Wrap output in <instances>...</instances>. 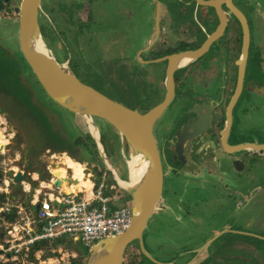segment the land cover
Returning <instances> with one entry per match:
<instances>
[{"label":"flooded vegetation","instance_id":"flooded-vegetation-1","mask_svg":"<svg viewBox=\"0 0 264 264\" xmlns=\"http://www.w3.org/2000/svg\"><path fill=\"white\" fill-rule=\"evenodd\" d=\"M78 1L81 0H41V8L38 12V22L46 45L51 51L52 46L61 48V43L59 40L61 31H58L56 26L48 21V15L45 11V6H49V8L52 9V12H54V15H58L57 18L64 20V22L69 25L71 14L74 10H76V7H72L74 4L79 3ZM19 2L20 0H0V55L2 50H5L12 55L15 51L11 48L10 44L15 41L16 36L8 34V30H13L12 28L14 26L17 28L18 15L14 9L19 5ZM176 2L180 4V8L175 10L173 9L171 12V5L172 3ZM233 3L239 8L234 0ZM57 4L61 6L64 11L58 9V12L56 7ZM168 4V12L162 13L159 11L158 30L157 32H154V35L151 38V44L148 47V50H150V56L145 63L148 65L163 64V72L160 71V75H158L159 83L157 86L162 89L160 94L161 97L158 102L163 99L166 91L165 79L168 65L167 56L173 53L181 52L183 50L197 49L218 25V16L214 7L197 4L195 0H173ZM221 7L225 11L227 18L222 34L216 40H214L209 45L207 50L197 58L188 63L179 65L174 69L172 73L174 84V93L172 99L162 115L155 121L152 127V133L158 149L163 172L161 198L156 203L152 216L159 214L160 212L164 213L171 210L172 206L168 205L167 203V197L171 193V189H165L166 182L169 177H174V180L179 179V181L183 182L184 190L181 193L185 197L189 195L190 200H193L196 197L202 198L201 195L206 192V183L213 185H224L225 188L230 192L229 194L234 196V194L237 195V193H235L234 189L229 187V184L239 181L237 178H242V175L245 177V174H247L249 180L251 173L249 171V167L251 166V161L255 162L257 159H264V151H256L243 146L245 144H264V141L254 142L252 139H244L242 141L235 140L236 136L238 135L240 136L244 134V137L248 135L246 126L247 116L251 115L252 113V116L258 117L264 113V103H262L264 102V69L261 65L264 54L262 57H258L259 61H257V64L251 63L249 61L252 38L249 27L248 56L244 65L242 80L238 85L239 67L236 63V60L239 58L241 50V27L238 20L232 15L228 7H226V4H221ZM187 10L191 11V19L187 17ZM176 11L182 15L181 19H183L180 27L177 30L173 28L175 20L173 17L176 16ZM244 15L247 19L245 13ZM153 17H155V12H153ZM259 17L261 18L260 15ZM67 24L65 25L67 26ZM61 38L62 37L60 36V39ZM217 57L220 60H223V62L220 63L222 69L218 68V65L214 64V61ZM255 58L256 56L254 59ZM63 62L66 63L75 76L78 77L76 71L71 68L70 61L64 60L60 63ZM20 65L22 68V64ZM137 70L132 71V79L133 83L139 86L143 84V82H141L143 77L140 74L143 68L139 67ZM153 78L156 80V76L154 75L151 76L148 81H151ZM79 79L82 81L81 78ZM20 81V83H25L22 78ZM27 85L26 86L30 89L27 88L26 94H29L30 90L32 92L29 94L31 103H34L36 106L40 107L47 115L46 111L34 101V94L31 85L28 83ZM155 85L156 83L152 86ZM238 86L239 90L236 94ZM18 92L20 91L17 89L16 84H14L8 78L4 80L0 77V115L5 119V122L0 121V125L4 124L8 128L9 120H13L15 122L19 119H24L26 122L30 123L33 129L37 132L38 139L36 141L40 143L39 141L43 140L47 146V148L44 150L46 155L40 152L42 149H39V151L35 152V154H30L29 157L28 150L25 149L23 156L24 162L21 164L19 163V166H23V169L27 167L26 165L29 166L32 162L34 163L35 167H39V162H46L48 155L58 151H66L69 155H71L75 150V154L79 157H82L83 151H87L85 146H87L89 150L90 148H94L93 151L97 150V146L93 139L92 145L91 143L88 144L86 141H83L82 138L79 144H73L72 141L65 139V143L60 147V143L48 135L49 132H47L46 128L43 126V124H41V121L36 115L35 111L30 109V107L19 98ZM247 95L252 96V99L254 100L251 99L247 101ZM36 96L38 101L41 100L40 95ZM141 99V101L144 102L146 98L143 96ZM147 104L148 103H146V105ZM153 105L146 109H140L144 106L139 108L134 106V108L140 112H144ZM172 109H174L172 116L173 118L169 122V125L165 126L160 123L157 124V121L163 116L167 115V113H169V111ZM47 118L50 121V130L57 131L53 127L49 116H47ZM155 128H157L159 133L163 134L160 146L158 145L154 131ZM8 134H11V136H8V140L14 138L16 135L14 131H11ZM178 134H191V136L187 137L182 143L179 153L176 151ZM59 135L62 137L60 133ZM103 136L104 134H101L100 139L103 138ZM3 142L4 139L0 137V148H2ZM8 142L5 143L3 147H5ZM107 146L108 145H106V147L104 146L105 151L108 149ZM1 152L2 150L0 149V157L2 154ZM97 153L99 155L98 150ZM106 154L110 158L111 165L117 175L122 180L127 181V165H124L123 162L114 159L111 153L109 154L106 152ZM100 162L102 161L100 160ZM48 164L49 163H45V169H47L46 167H48ZM85 164L88 166L93 165L88 161ZM99 164V162H96L94 166L99 167ZM165 165L167 168H165ZM125 170L127 178L120 176V174ZM2 176L3 170L0 171V177ZM179 177H181L183 180H180ZM255 177L259 179L256 181L257 183L254 186L253 191L249 192L248 188V190L243 192V194H238L239 197L241 195L240 198L243 201L240 203V205L237 204V200L239 199L237 196L236 207L248 208L247 206L249 203L247 201L249 198H259L258 202L254 203L253 208L258 209L259 211L256 214L248 215L247 213L245 215V221L248 226V229L246 230L249 232H255L256 230H259L257 234L261 236H257L256 239L251 240H254L253 243L257 246L260 252V256L257 258V260H259V264H264V229H261L264 227V172H260L259 176L257 173ZM113 183L114 193L119 204H127V202L131 200L130 193L122 188L117 182L113 181ZM192 196L193 198H191ZM188 201V199L183 200L178 197L176 202L178 210L185 212L186 215H188L187 211H185L187 210V205L184 202ZM152 216L147 221L145 229L148 227V223L151 221L150 219ZM202 221L203 217L199 220L196 218L194 224L202 223ZM225 233L226 235H222L223 232H220L217 238L211 240L209 244H205L204 246H202V242V245L199 244L197 250L195 249L193 252H184L183 256L185 258V262H182V264H232L233 262L246 261L245 259L243 260L242 258L232 255L241 251V248H238L237 246V242L242 241L241 245L243 246L245 243L249 242V237L252 236V234L239 232L237 230L233 232L229 230ZM173 245H176V243H173ZM136 248L139 249V254L141 253V260L138 264H143L144 257L142 256L143 253L139 247L138 241H134L128 245L124 253L126 255L130 252L131 255L134 256V259L136 257L134 254ZM201 248H205V258L198 263L190 262V260L194 257L195 252L197 253ZM78 252V258H82L80 259V262L82 263V260L85 257H81L80 249H78ZM222 256H224V259L219 260L218 257L221 259ZM130 262L132 263V260H130Z\"/></svg>","mask_w":264,"mask_h":264},{"label":"rangeland","instance_id":"rangeland-1","mask_svg":"<svg viewBox=\"0 0 264 264\" xmlns=\"http://www.w3.org/2000/svg\"><path fill=\"white\" fill-rule=\"evenodd\" d=\"M234 1L246 14L248 19L252 36L249 53V61L251 62L255 56L262 57L264 54V22L262 21L264 18L262 17L261 19L258 15L259 13L261 14V10L264 9V0ZM130 2L131 7L133 4L138 5L139 15H131L130 19H126L124 25L121 24L120 19L122 18L125 20V17L121 14L122 17L119 18V20L115 19L118 18V15L113 13L109 7H107L105 11L104 9H100L102 14H97L96 12L94 19L86 22L83 28L82 25L78 23L77 29H67V26L65 25L67 23H63L61 19L57 18L58 15H54V12H52V9H50L49 6H45V11L48 15V21L55 25L58 31H61L60 36L62 38L60 39L59 36L61 48L52 46L53 54L59 62L64 60L70 61L71 68L76 71V74L82 79L84 83L95 87L109 97L118 99L131 107L136 106L139 108L144 106L140 109H146L160 100V94L162 91V89L157 85L159 83L158 75H160V71L163 69V64H144V62L150 56V50H148V47L151 44L150 41L155 32L156 22V19L153 17L152 13L156 11L157 4L154 0H129V5ZM74 5L76 6L77 4ZM94 5L95 2H92L93 7ZM75 6L72 8H75ZM56 7L57 10L59 9L64 11V9L58 4ZM97 8L99 9L100 7ZM178 8H180V4L176 2L172 3L170 10L172 12L173 9L175 10ZM186 14L189 19L192 18L190 10H187ZM181 17L182 15H180L178 12L176 13V16L173 17L175 18L173 24V28L175 30H177L182 23L183 19H181ZM144 21L146 23L145 26L142 27L143 30L141 32L139 31L135 36L136 31H132V27L135 26V24L137 26H142ZM85 26L87 30H84ZM12 29L13 30H8V34L16 36L15 41L10 44L11 48L15 50L18 49L17 28L14 26ZM82 29L84 31H82ZM222 62L223 60H220L217 57L214 61V64L218 65V68L222 69L220 64ZM261 65L264 69V57H262ZM139 67L143 68L140 73L143 77L141 79L143 84L138 86L133 83L132 71L137 70ZM154 75L156 76V80L153 78L151 81H148L149 78ZM23 80L26 81L24 77ZM155 83L156 85L152 86ZM35 85L38 93L32 88L34 101L46 111L47 116H49L53 127L58 131V133H60L62 137L68 141H73L75 137H81L83 141H86L88 144H90L86 138L88 127L84 123V120L76 116L74 113L59 106L48 96H46V94L41 89H39L38 83H35ZM36 95H40L41 100L38 101ZM143 96L146 98L144 102L141 101V97ZM246 97L247 101L252 99V96L247 95ZM146 103L148 104L146 105ZM173 111L174 109L169 111L167 115L160 118L157 121V124L160 123L162 125L168 126L169 122L173 118ZM0 121L5 122V119L1 115ZM13 122V120H9L8 128L4 124L0 125L1 138H7L6 135L11 131L16 133L15 137L9 139V142L7 141L8 144L2 149V154L0 157V171L6 170L7 168H13L14 166H18L19 163H23L25 149L28 150L29 157L30 154H35V152L39 151V149H42L40 152L46 155L44 150L47 148V146L43 140H40V143L36 141L38 139V134L33 129L32 125L26 122L24 119H19L18 121H15L14 123ZM95 122L94 123L99 128L100 135L104 134L107 144L110 145L112 157L120 162H123L124 165H127L126 160L129 158V151L124 141L109 124L98 119H95ZM246 126L248 135L246 137H244V134L240 136L238 135L235 138L236 141H242L244 139H252L254 142L264 141V113L258 117L252 116L251 113V115L247 116L246 118ZM154 131L158 145L160 146L163 134L159 133L157 128H155ZM93 149L94 148H90L89 151H83L84 158L86 157L85 159L88 162H91L93 165H95L96 162H99V174L97 178L99 175L105 176L107 183L114 185L113 177L109 173L110 171L108 170L107 166L103 162L91 160L96 156ZM72 153L75 154V150ZM65 154L71 156L67 152L58 151L48 155L46 160H50L51 162L57 164L58 162L62 161V158ZM45 163L46 162L43 161L41 163L39 162L38 166L40 168H44ZM76 163L80 162L76 161ZM81 163L85 165V162ZM34 167L35 165L32 162L26 169H30L31 171ZM165 168H167L166 165ZM249 171L251 172L249 180L247 174H245V177L242 175V178H237L239 181L229 184V187L234 189L237 195H230V192L225 188L224 185H213L206 183V192L201 195L202 198L196 197L193 200L189 199V195L185 197L181 193L184 190L182 181H179V179L174 180V177H169L167 179L165 189H171V193L167 197V203L168 205L172 206V211L170 210L164 213L160 212L159 214L153 215L150 219L151 221H149L148 227L145 229L143 234L144 248L148 254L147 256L145 253H143V264H157V262L155 263L154 260L168 264H182V262H185V258L183 256L184 252H193L195 249L197 250L198 245L202 242L203 245H201L204 246L212 237H214L215 232L218 234V231H220L223 232L222 235H226L225 232H228L229 230L231 232L237 230L239 232L252 234V236L249 237V242L245 243L243 246L241 245L242 241L237 242L238 248H241L239 253L229 255L242 258L243 260H249L251 256L255 258L257 256V258H259L260 252L257 246L253 243L254 240L252 241L251 239H256L257 236L261 235L257 234L259 230H256L255 232H249L246 230L248 229V226L245 221V215L247 213L250 215L256 214L259 211L256 208L253 209L254 203L258 202L259 198L257 197L253 199V197L249 198V196L247 201L249 203L247 206L248 208H237L236 199L238 194H243V192L248 190V188L249 192L253 191V188L257 183L256 181L259 179H257L255 175L258 173L259 176L260 172H264V159H257L255 162L251 161ZM120 176L127 178L126 170L122 172ZM1 178L3 179L4 177ZM179 178L180 180H183L181 177ZM9 188L12 192V186ZM33 193L34 191L32 189L30 192H25L19 188L18 194L20 200L22 201L25 197H31ZM178 197L183 200H189L188 202H184L187 205V210L185 211H187L188 215H186L185 212L178 210L176 206ZM240 197L237 200V204L239 205L243 201ZM191 198H193V196ZM202 217V223L194 224L196 218L199 220ZM2 223L3 222L0 215V232L3 231V226H1ZM261 229L263 230L264 227ZM68 242V244L62 242V245L69 250L71 249L75 251L77 256L79 254L77 247L83 254L84 251L88 249V247H85L82 243H77L76 239L75 241L73 239L69 240ZM72 243H75L76 247ZM173 243H176V245H173ZM134 254L136 255L134 258L135 260L133 259L134 256H132L130 252L127 253L124 256V264H138L141 260V253L139 254L138 248H136ZM45 255H47V253H45ZM205 256V248H201L197 253L195 252L194 257L190 260V262L198 263L202 261ZM3 258L4 257H0V260ZM86 258L87 257L82 260V264ZM76 259L80 260L82 258L77 257ZM218 259L223 260L224 256H222L221 259L218 257ZM130 260H132V263ZM149 261L154 262L151 263ZM32 264H36V262H32ZM232 264H241V262H233Z\"/></svg>","mask_w":264,"mask_h":264},{"label":"water","instance_id":"water-1","mask_svg":"<svg viewBox=\"0 0 264 264\" xmlns=\"http://www.w3.org/2000/svg\"><path fill=\"white\" fill-rule=\"evenodd\" d=\"M195 1L197 4L211 6L216 9L218 25L197 49L183 50L167 56L168 65L166 69V91L164 97L160 102L144 112L131 108L105 95L89 84L84 83L75 76L66 63H60L56 60L52 51L46 45L40 31L38 12L41 8V0H20L19 5L14 9L18 15V49L15 50H19L24 60L22 62V69L26 74L32 73L33 75H31V77L28 76L29 79L27 77L25 78L27 83L34 88L35 92H37L35 83H38L39 89H41L46 96L59 106L84 120V123L88 127V133L97 146L101 161L107 166L113 180L131 195V200L126 204L131 210V221L128 228L117 235L104 237L91 248H88L87 258L83 264H124L125 249L134 241H138L142 253L148 256L144 248L143 233L147 221L154 212L156 203L161 198L163 182L162 165L152 133V127L172 99L174 93L172 73L174 69L180 65L181 59L184 57L190 58L186 63L194 60L206 51L209 45L222 34L227 21L226 13L221 7L223 3L226 4V7H228L232 15L238 20L241 27V50L239 58L236 60L239 67L238 85L242 80L249 47V25L244 13L234 5L233 0ZM238 90L239 86L236 94ZM88 117L91 119L92 125L97 129V135H95L91 129L90 121L87 119ZM95 119L102 120V122L114 128L119 137L124 141L129 151V156H131V154H138L146 162L141 177L134 185L124 186L120 183V181L124 180L112 169L113 167L110 159L101 142L99 128L95 124ZM189 136H191V134H178V141L176 143L177 153L180 152L182 143ZM243 146L256 151H264V144H245ZM2 148L0 149L2 150ZM46 163H49L48 167H46L47 169L36 166L31 170L36 172L38 176L36 179H32L28 173L30 170L26 169L28 165H26L27 167L25 170L22 167V169L18 168L17 171H15L14 168H7L4 175L11 179L16 189H23L22 182L27 181L29 182L28 185L30 188H38L42 192H49L50 186L60 189L62 182H65L66 185L76 182L75 179L70 177L71 170L69 168H67L65 177L61 179L50 170L54 169L56 164L50 160H46ZM91 167L92 169H90ZM84 173L85 175L89 174V179L94 181L99 174L98 166L90 165L84 168ZM1 180L2 178L0 177V182ZM128 181H130L129 170ZM76 193L77 195H81L80 191ZM55 203V200L51 201V204ZM218 234H220V232H218ZM218 234H215L207 244L217 237ZM69 238L71 240L74 239L72 237ZM156 262L158 264H168L160 261Z\"/></svg>","mask_w":264,"mask_h":264},{"label":"built area","instance_id":"built-area-1","mask_svg":"<svg viewBox=\"0 0 264 264\" xmlns=\"http://www.w3.org/2000/svg\"><path fill=\"white\" fill-rule=\"evenodd\" d=\"M14 170L17 171L18 168ZM10 184L11 179L4 176L0 182V192L6 193ZM22 186H25L24 182ZM53 189L45 192L46 198L38 202L35 217L39 223L36 229H32V219L28 213L20 218L18 215L15 221L8 222L7 237L0 244L3 254L0 257H4L3 260L11 259L18 264H25L35 242L53 241L63 236L75 238L86 247H92L102 238L117 235L130 225V207L119 204L114 185L108 184L105 176L99 175L91 181L89 188L77 190L81 195H77V191H70L56 196L53 195ZM50 194L52 198L49 197ZM52 199H56V204H51ZM13 206L15 205H5L3 211L8 213ZM15 208L18 209L17 206ZM72 257L74 255L69 250L61 249L49 256L46 263L72 264Z\"/></svg>","mask_w":264,"mask_h":264},{"label":"crops","instance_id":"crops-1","mask_svg":"<svg viewBox=\"0 0 264 264\" xmlns=\"http://www.w3.org/2000/svg\"><path fill=\"white\" fill-rule=\"evenodd\" d=\"M154 1H156V4H157V10L155 11V19H156V22H155V32H157V30H158V16H159V11H161L162 13L163 12L164 13L168 12V9H167L168 8V5H169L168 3L169 2H172L173 0H154ZM78 2L79 3H76L77 5L75 6L76 7V10H74L72 12V14H71V19L69 20L70 21L69 22V25L67 24V27H66L67 29L68 28H71V29L72 28H76L77 29L78 28V26H77L78 23L81 24L82 25V28H83L84 27V24L86 22L90 21L91 19H94L95 15H96V12H97V14H102L101 11H100V9H104V11H105L107 9V7H109L113 13H116L118 15V18H115V19L119 20V18L122 17L121 14L125 17V20L122 19V18L120 19L122 25L125 24L124 22H126V19H130L131 18V15L132 16L133 15H139L138 5L133 4L132 7H131V2H130V5H129V0H83V1L81 0V1H78ZM92 2H95L94 7L92 6ZM97 7H100V8L98 9ZM152 15H153V13H152ZM258 15L261 16V19H262V17L264 18V9H262L261 10V14L259 13ZM61 21L63 23H65L64 20H61ZM262 21L264 22V19H262ZM145 23L146 22L144 21V23H142V26L141 25L140 26H137L135 24V26L132 27V31H136L135 32V36L137 35V33L139 31L141 32L143 30L142 27L145 26ZM84 30H87L86 26H85ZM84 30L82 29V31H84ZM88 31H89V28H88ZM145 63H146V61L144 62V64ZM6 136L8 138V136H11V134H7ZM74 156L75 157H72V156H70V157L72 159L76 160V161H79L80 163L81 162H85V163L87 162V160L84 158V156L79 157L76 154H74ZM82 165H83V168L88 167L86 164L85 165L82 164ZM91 166H93V165H91ZM13 168H15V169L16 168H21V166H19V165L18 166H14ZM90 169H92V167ZM6 170L3 171V177L6 176V175H4ZM28 173L30 174V176H31L32 179H36L38 177L37 174H36V172H34V171H30L29 170ZM70 175L72 176V173L71 172H70ZM28 183L29 182H27V181L25 182L24 181V185L25 186L23 187L22 190L25 191V192H30L31 189H32V188L28 189L29 188ZM72 184H74V183H72ZM11 186H12V188L14 187V185L12 184V182L10 184V187ZM52 188L53 187L50 186V189H52ZM32 190L34 191V193L31 195V197H25L24 200H22V201L20 200V197H19V194H18L19 193V189L18 190L17 189L16 190L13 189V191H12L13 193H16L17 195L16 194L15 195L12 194V192L10 191V188H8L7 192L5 193V194H7L9 196H10V193H11V197H7L6 200L0 206V215H1V220L3 222L2 225H1V226H3V231L0 232V244L4 243V239H6V237H7V235H6V229H7L6 226L8 224V221H6L5 218H4V216L2 215V213H6L7 214V212L3 211V207L5 205L10 206L12 204V205L17 206L18 207L17 214L19 215V218L20 217H24L28 213V215L31 216V219H32V223H31L32 229H36V227L38 226L39 220L35 217L36 212L38 210V202L40 200L45 199L46 196H45V191L42 192L38 188H33ZM52 192H53V195H56V196L58 194L61 195V194L67 193L62 188L58 189L56 187H54V189L52 190ZM0 193H4V192H0ZM55 193H57V194H55ZM49 197L52 198L51 194H50ZM52 200H55V202H56V199H52ZM15 206H13V207H15ZM69 240H71V239L68 236H63L62 238L57 239V240H53V241H48V240L38 241L39 244H41V246L39 247V249H37V250H35L33 252H32V249H31V251L29 253V256H28L25 264H32V262H36V264H47L46 263V259L49 256H51L52 254H55L57 252V250H61V249H64L65 250V249H67V248H65L62 245V242L68 244L69 243L68 242ZM74 241H75V238H74ZM78 242H80V241H77V243ZM75 243H72V244H74V246L76 247V244ZM88 248H91V247H88ZM77 249H79V248L77 247ZM67 250H69V249H67ZM69 251L74 255V257H72V259H74V258L76 259L78 257L75 251H73L71 249ZM31 253H33V259H31V257H30ZM45 253H47V255H45ZM87 253H88V249H86L84 251V254H87ZM1 255H3V254H2V251L0 250V256ZM0 263H8V264L13 263V264H15V263H17V261L11 260V259H8V260H3L2 259V260H0Z\"/></svg>","mask_w":264,"mask_h":264},{"label":"trees","instance_id":"trees-1","mask_svg":"<svg viewBox=\"0 0 264 264\" xmlns=\"http://www.w3.org/2000/svg\"><path fill=\"white\" fill-rule=\"evenodd\" d=\"M1 52L2 53L0 55V77L3 78L4 80L8 78L14 84H16L17 89L20 91V92H18L19 98L21 100H23L25 102V104L30 107V109L35 111L36 115L39 117V119L41 121V124H43V126L46 128V131L49 132L48 135L53 137L57 142H59L60 143V147H61L65 143V139L59 135L58 131L50 130V128H51L50 127L51 126L50 125V121L48 120L47 115L45 114V112L40 107L36 106L33 103L35 105L34 106L31 103V101H30L29 94L32 93L31 90L30 91L28 90L29 94L28 93L26 94L27 88L30 89L29 87H27L28 85L26 84V81H25L24 84L20 83L21 82L20 81L21 78L23 79V77L24 78L27 77L29 79L28 76L31 77L32 73L26 74L25 71L20 67L21 66L20 64H22V62L24 60H23L19 50L18 51L15 50L13 55L10 54L9 52L5 51V50H2ZM257 61H259L258 57H256L255 59L253 58L251 63L257 64ZM23 73H24L25 76L23 75ZM115 100H118V99H115ZM118 101H120V100H118ZM127 106H129V105H127ZM129 107H131V106H129ZM132 108H134V106ZM86 138L91 144L93 143V140H92L90 134L87 133L86 134ZM101 141H102V143L104 144L105 147H106V145H108L107 141L105 139V136H103V138H101ZM80 142H81V137H75V139H73V141H72L73 144H79ZM66 144H67V141H66ZM85 147H86L87 151H89L88 147L87 146H85ZM107 148L108 149H107L106 152H108L109 154L112 153V150L110 149L109 145L107 146ZM94 153H95L96 156L93 157L91 160L100 161V157H99V155L97 153V150H94ZM71 156L75 157L74 154H71ZM13 189L16 190L14 187H13ZM12 194L15 195L16 193L12 192ZM7 197H11V193H10V196L5 194V193H0V206L6 200ZM2 215L4 216L6 221L13 222V221H15L18 218L17 208L14 207V208L11 209V211L9 213H7V214L6 213H2ZM40 246H41V244H39V242L34 243L32 245V247H31L32 252L37 250V249H39ZM86 256H87V254L81 253V257H86ZM30 257H31V259H33V253H31ZM250 259H251V261H250ZM250 259L241 262V264H259V262L257 260V256H256V258L251 256ZM0 264H8V263H0ZM72 264H82V263L80 262V260H77V259L74 258V259H72Z\"/></svg>","mask_w":264,"mask_h":264},{"label":"bare ground","instance_id":"bare-ground-1","mask_svg":"<svg viewBox=\"0 0 264 264\" xmlns=\"http://www.w3.org/2000/svg\"><path fill=\"white\" fill-rule=\"evenodd\" d=\"M190 58H182L180 61V65L185 64L189 61ZM88 121H90V127L95 135H97V129L92 125L91 119L88 117ZM8 141L7 138L4 139L2 146ZM56 161V160H55ZM126 164L128 166V170L130 173V181H120L124 186H132L142 175V172L145 168L146 162L144 159L138 154H131L129 158L126 160ZM110 167V166H109ZM67 168L71 170L72 178L76 180L74 184L66 185L65 182L61 183V188L66 192L69 191H77L82 187L89 188L91 186V181L89 180V175H85L84 168L82 163H76V160L72 159L68 155H64L62 161L56 164L54 169H51L53 173L57 174L58 178H64L67 172ZM112 168V167H111ZM113 169V168H112ZM115 172V171H114Z\"/></svg>","mask_w":264,"mask_h":264}]
</instances>
